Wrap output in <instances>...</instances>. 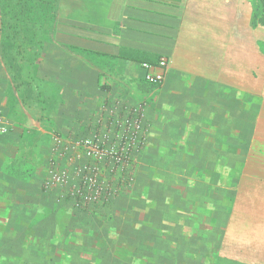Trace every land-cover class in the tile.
<instances>
[{"label":"rangeland","instance_id":"rangeland-1","mask_svg":"<svg viewBox=\"0 0 264 264\" xmlns=\"http://www.w3.org/2000/svg\"><path fill=\"white\" fill-rule=\"evenodd\" d=\"M117 1L60 0L31 42L0 30V264H264V155L245 166L237 136V166L216 165L228 152L208 136L154 119L163 82L143 77L134 101L109 97L102 78L116 64L78 49L115 35ZM142 103L121 164L83 154L81 140H111ZM89 165L102 191L84 202Z\"/></svg>","mask_w":264,"mask_h":264},{"label":"crops","instance_id":"crops-1","mask_svg":"<svg viewBox=\"0 0 264 264\" xmlns=\"http://www.w3.org/2000/svg\"><path fill=\"white\" fill-rule=\"evenodd\" d=\"M111 8L115 35L78 48L116 64L102 78L109 97L142 94L144 71L128 57L164 59L154 119L163 116L175 134L208 136L200 140L214 142L208 149L228 152V162L214 159L219 166H237L231 152L242 143L245 166L264 155V0H118Z\"/></svg>","mask_w":264,"mask_h":264},{"label":"built area","instance_id":"built-area-1","mask_svg":"<svg viewBox=\"0 0 264 264\" xmlns=\"http://www.w3.org/2000/svg\"><path fill=\"white\" fill-rule=\"evenodd\" d=\"M144 71V80L152 85L161 84L165 77L166 61L160 59L156 65L148 63L141 64ZM145 104L142 103L138 107L133 108L129 116L131 119H126L123 122L116 121V133L111 140L107 142L95 140L92 138H85L81 140L80 146L83 154L93 162H112L113 164H121L124 160L125 151L131 146L135 139L136 129L139 127L140 119L143 117V110ZM85 170L88 172L87 177L83 179L82 190H77L78 197L84 202H92L101 197L102 189L96 185L97 168L89 165ZM58 182L62 183L65 176L56 174Z\"/></svg>","mask_w":264,"mask_h":264},{"label":"trees","instance_id":"trees-1","mask_svg":"<svg viewBox=\"0 0 264 264\" xmlns=\"http://www.w3.org/2000/svg\"><path fill=\"white\" fill-rule=\"evenodd\" d=\"M59 1L0 0V30L5 33L4 39L10 41L13 38L17 39L20 35L24 37V33L26 32L31 42L38 30L40 31L44 29V26H48L54 22L57 10L55 7ZM127 59L139 64H157L156 61L153 62L148 56L141 54L135 57H128Z\"/></svg>","mask_w":264,"mask_h":264}]
</instances>
